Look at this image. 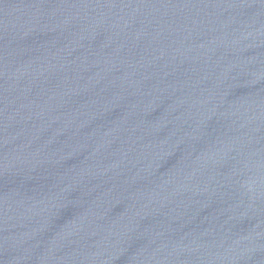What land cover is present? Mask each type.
<instances>
[{"label": "water", "instance_id": "1", "mask_svg": "<svg viewBox=\"0 0 264 264\" xmlns=\"http://www.w3.org/2000/svg\"><path fill=\"white\" fill-rule=\"evenodd\" d=\"M0 264H264V0H0Z\"/></svg>", "mask_w": 264, "mask_h": 264}]
</instances>
